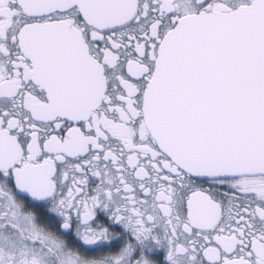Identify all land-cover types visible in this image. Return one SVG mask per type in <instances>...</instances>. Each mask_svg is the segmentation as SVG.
<instances>
[{"label":"snow or ice","instance_id":"obj_1","mask_svg":"<svg viewBox=\"0 0 264 264\" xmlns=\"http://www.w3.org/2000/svg\"><path fill=\"white\" fill-rule=\"evenodd\" d=\"M0 264H264V0H0Z\"/></svg>","mask_w":264,"mask_h":264}]
</instances>
